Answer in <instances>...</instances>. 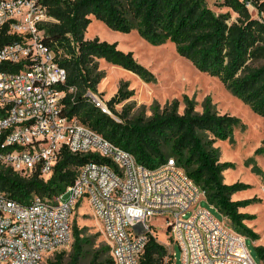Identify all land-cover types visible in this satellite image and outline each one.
Returning <instances> with one entry per match:
<instances>
[{
    "label": "trees",
    "instance_id": "16d2710c",
    "mask_svg": "<svg viewBox=\"0 0 264 264\" xmlns=\"http://www.w3.org/2000/svg\"><path fill=\"white\" fill-rule=\"evenodd\" d=\"M45 8L51 22L42 27V43L53 52L54 61L65 70L66 79L59 86L62 115L76 119L104 139L130 153L135 161L154 169L173 159L186 176L205 194L231 227L254 242L258 234L244 226L253 216L240 210L257 200L233 201L232 196L248 185L223 183V171L233 164L219 162L218 140H231L240 121L229 115H219L209 100L202 112L195 111L196 103L183 97V112L173 101L161 110L154 108L147 118L127 119V110L120 120L102 113L85 97L96 94L104 78L98 62L130 72L145 82L153 75L139 65L131 52H122L117 44L97 38L85 40L92 18L108 29L124 34L135 30L139 37L153 46L170 42L176 53L189 61L199 72L217 78L234 96L248 105L251 111L264 117V0H220L219 8L229 12L216 14L204 0H37ZM256 12L252 17L250 9ZM231 14L235 20L231 21ZM18 40L8 34L7 26L0 29V47ZM21 67L0 65V71L17 72ZM69 89L74 91L69 92ZM131 93L121 89L106 102L113 110L117 103L127 100ZM210 137V138H209ZM264 144V140H263ZM260 150L256 151L257 153ZM110 164L94 154L77 155L63 150L53 174L43 180L38 175L25 178L0 165V191L10 200L26 205L34 196L53 199L64 194L74 183L76 170L87 163ZM72 243L69 252H55L45 264H113L109 246L97 250L84 230L71 226ZM148 241L140 256V264H164L172 255L155 238ZM256 254L264 264V248Z\"/></svg>",
    "mask_w": 264,
    "mask_h": 264
},
{
    "label": "built area",
    "instance_id": "2783aa9c",
    "mask_svg": "<svg viewBox=\"0 0 264 264\" xmlns=\"http://www.w3.org/2000/svg\"><path fill=\"white\" fill-rule=\"evenodd\" d=\"M246 7L251 9L248 3ZM50 21L37 0H0V29L7 26L8 34L18 38L0 47V65L21 67L0 71V165L25 178L47 180L64 149L94 154L110 164L78 168L74 183L51 200L34 196L21 205L0 191V264H45L65 249L72 239L69 217L81 201L100 224L113 264H140L155 219L165 220L182 264H255L245 237L198 206L206 200L204 192L173 159L148 169L62 115L64 92L58 88L66 72L41 41L42 27ZM85 97L113 117L96 94ZM66 194L70 199L63 202Z\"/></svg>",
    "mask_w": 264,
    "mask_h": 264
},
{
    "label": "rangeland",
    "instance_id": "374dc122",
    "mask_svg": "<svg viewBox=\"0 0 264 264\" xmlns=\"http://www.w3.org/2000/svg\"><path fill=\"white\" fill-rule=\"evenodd\" d=\"M204 1L216 14L229 12L228 9L218 7L220 0ZM250 14L256 17L253 8L250 9ZM235 18V15L231 14V21ZM95 38L109 44L116 43L117 49L122 52H131L137 63L146 68L154 78L152 82H145L130 72L101 60L98 62L99 70L104 72V78L97 86L96 95L103 102L109 101L119 89L131 93L127 100L115 104L113 110L107 106L116 120H120L118 115L124 110H127L128 120L137 117L147 119L152 115L154 108L161 110L175 100L179 102L178 112L181 114L184 109L183 97H187L196 103L197 113L202 112L203 103L209 100L217 114L229 115L240 121L241 125L234 129L231 140H218L213 146L219 151L220 163L233 164L231 168L223 171V183L231 185L238 182L248 185L246 190L235 193L232 200L252 198L257 200L240 212L253 216L243 224L258 234L259 240L254 242L251 238H245V245L254 263L262 264L255 249L258 246L264 248V117L254 114L248 105L231 94L217 78L199 72L189 61L176 53L170 42L153 46L139 37L135 30L128 34L112 31L92 18L85 40ZM258 150L260 151L257 153ZM69 199L70 196L66 194L62 201L67 202ZM198 206L208 211L221 225L229 226L228 220L206 200H201ZM188 215L189 213L186 217ZM69 220L70 226L75 224L79 229L84 230L95 249L102 251L108 246L101 226L93 217L86 202L81 201L74 206ZM149 224L156 242L164 246L168 254L172 253L174 256V263L173 261L169 263L168 257L163 263L182 264L178 247L168 238L165 220L155 219ZM71 243L72 239L62 250L68 253ZM52 257L53 255L49 256L48 260Z\"/></svg>",
    "mask_w": 264,
    "mask_h": 264
},
{
    "label": "bare ground",
    "instance_id": "6f19581e",
    "mask_svg": "<svg viewBox=\"0 0 264 264\" xmlns=\"http://www.w3.org/2000/svg\"><path fill=\"white\" fill-rule=\"evenodd\" d=\"M264 191V190H263Z\"/></svg>",
    "mask_w": 264,
    "mask_h": 264
}]
</instances>
